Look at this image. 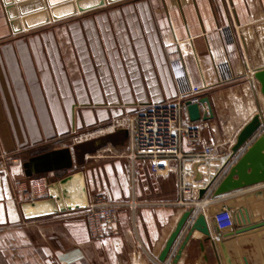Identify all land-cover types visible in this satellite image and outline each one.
<instances>
[{
	"label": "crops",
	"instance_id": "obj_1",
	"mask_svg": "<svg viewBox=\"0 0 264 264\" xmlns=\"http://www.w3.org/2000/svg\"><path fill=\"white\" fill-rule=\"evenodd\" d=\"M19 38V50H0V159L28 147L45 148L29 159L67 148L63 140L82 126L105 130L74 145H98L85 159L78 154L84 163L29 178V217L0 166V264H161L189 211L155 205L178 200L179 162L168 160L166 170L155 173L147 161L133 160L131 122L149 105L200 89L213 119L197 151L215 148L212 173L235 164L246 151L233 159L239 134L264 114L255 78L264 70V0H126ZM110 151L115 156L105 157ZM96 156L106 161L88 166ZM78 173L88 204L102 196L121 205L103 238H92L86 209L62 210L68 201L61 182ZM263 189L217 199L222 204L204 211L212 240L195 231L178 264H264V230L255 229L264 224V196L254 194ZM78 202L73 195L70 203ZM218 213L221 231L213 226ZM187 232L164 264L173 262Z\"/></svg>",
	"mask_w": 264,
	"mask_h": 264
},
{
	"label": "water",
	"instance_id": "obj_2",
	"mask_svg": "<svg viewBox=\"0 0 264 264\" xmlns=\"http://www.w3.org/2000/svg\"><path fill=\"white\" fill-rule=\"evenodd\" d=\"M126 0H2L7 18L13 34H21L25 31H32L41 27L50 25L54 22H60L80 14L88 13L97 9L104 8L107 5H113ZM255 78L261 84V93L264 96V70L257 72ZM187 112L192 123L199 121H210L213 119V111L209 98H199L198 102L193 103L187 101ZM202 107H207L208 111L204 114L201 112ZM263 112L253 118V120L241 131L237 138V142L232 149L234 157L249 141L256 135L257 131L263 124ZM128 134V133H127ZM101 145V142L99 143ZM96 143H86L72 148H63L50 151L28 159L23 163L24 174L27 178L35 175H43L58 171L72 170L76 164L84 163L85 155L94 153L97 148ZM78 154H82L84 159H79ZM71 184H76V190ZM264 184V132L257 136L250 145L247 146L245 153L239 160L230 167L228 173L213 193L214 202L208 206L207 212L210 214L218 203L220 197L239 192L242 190L254 188ZM66 200L67 207L62 210L86 209L88 207L85 185L83 182V174L78 173L70 176L61 182ZM53 186H50V190ZM78 194V196H77ZM201 197L205 194V190L201 191ZM257 197L264 196V189L254 193ZM79 199L78 204H71L72 196ZM252 198L251 195H249ZM52 203V202H50ZM232 204V203H231ZM34 204H26L23 206L27 217H29V207ZM37 205V204H35ZM53 209L52 212H56ZM226 211V210H225ZM193 214V210H189L181 218L175 231L169 238L165 249L159 257V262L164 264L170 255L175 243L185 229V226ZM220 213L213 217V226L217 231L222 230ZM223 219V217H222ZM225 220L229 222L228 214ZM246 223V221H244ZM262 222L257 223L255 229L264 230ZM247 229H252L248 226ZM195 231L200 232L205 237V241L212 240V229L208 222L206 213H200L194 220L185 236L176 256L171 264H178L186 246L191 241Z\"/></svg>",
	"mask_w": 264,
	"mask_h": 264
},
{
	"label": "built area",
	"instance_id": "obj_3",
	"mask_svg": "<svg viewBox=\"0 0 264 264\" xmlns=\"http://www.w3.org/2000/svg\"><path fill=\"white\" fill-rule=\"evenodd\" d=\"M199 93L200 89L195 88L171 102L149 105L133 117L130 127V157L133 160L147 161L155 173L165 171L166 167L163 163L168 160L179 162L178 200L155 205L193 210L185 231H188L200 213H204L203 207L207 210L214 202L213 193L228 173L227 168L230 166L227 165L223 172L221 169L217 173H212L211 166L217 156L215 148L206 147L202 152L197 151L201 143L202 131L207 128V122L201 120L192 123L186 102L189 100L193 103L198 102ZM202 190H205V197L193 199V195ZM120 206L107 201L102 196L95 197L89 203L86 208V218L92 238L100 239L105 236L107 228L115 223L117 209ZM130 206L135 209L138 204L132 202Z\"/></svg>",
	"mask_w": 264,
	"mask_h": 264
},
{
	"label": "rangeland",
	"instance_id": "obj_4",
	"mask_svg": "<svg viewBox=\"0 0 264 264\" xmlns=\"http://www.w3.org/2000/svg\"><path fill=\"white\" fill-rule=\"evenodd\" d=\"M84 14H86V13H84ZM80 15H83V14H80ZM72 18H74V17H72ZM66 20H68V19H66ZM54 23H56V22H54ZM41 28H43V27H41ZM41 28H39V29H41ZM39 29H35V30H39ZM33 31L34 30H32V32ZM32 32L31 31H25L21 34H13L12 30H11V26H10V21L7 18V14L5 12V8L3 6L2 0H0V50H15V51L19 50L20 46H18V43H17L18 40H20L19 37L22 35H27V34L32 33ZM21 45H23V43ZM103 126H105V125H102L99 128H98V126H82L79 130L75 131L72 135L70 134L68 137H66L63 140V142L61 143V146L74 147V145H79L80 143H84L86 141L94 139L97 136L103 134V131L105 130V128H102ZM102 129H104V130H102ZM263 132H264V122L254 137L259 136ZM252 139L250 140V142L253 141ZM44 149L45 148H40V149L29 152V147H28V148H25L23 150H20L16 154L13 153L11 155H5V156L1 157V159H0V166L3 168V171L11 175V178H12L11 180L14 181L13 183H14L15 187L17 186V188H18L17 192L15 191L14 195L18 196L19 200H22V203H21V209L22 210H24L23 209L24 205H26V204L29 205V178L25 177V175L23 173L22 164L24 162H26L30 156H32L33 154H38L39 152H41ZM110 152H111L110 155L107 154L104 156L107 158H109L111 156H115V155H112V151H110ZM237 154L233 157V159L237 156ZM97 157H99V156L94 157V159H90L88 166H90L91 164H95L96 160H101L100 161L101 163L106 161V160H102V159H95ZM227 165L224 166V168L222 169L221 172H223L227 168ZM75 166L77 167V165H75ZM25 189H27V190L25 191ZM200 193L201 192L193 195V198H199V199L204 198L205 194L203 195V197H201ZM20 202L21 201H19V203ZM85 215H86V211H85ZM85 219L87 222L86 217H85Z\"/></svg>",
	"mask_w": 264,
	"mask_h": 264
},
{
	"label": "bare ground",
	"instance_id": "obj_5",
	"mask_svg": "<svg viewBox=\"0 0 264 264\" xmlns=\"http://www.w3.org/2000/svg\"><path fill=\"white\" fill-rule=\"evenodd\" d=\"M233 164H234V163H233ZM233 164H231L230 166H228L229 168H227V170L230 169V167H231ZM227 170H226V171H227ZM203 206H205V204H203ZM205 209H206V208L203 207V212L205 211Z\"/></svg>",
	"mask_w": 264,
	"mask_h": 264
}]
</instances>
